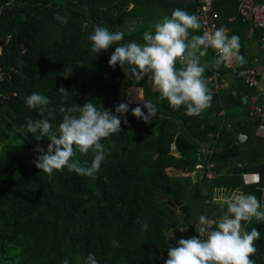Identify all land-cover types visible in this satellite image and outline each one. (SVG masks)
<instances>
[{"label": "trees", "instance_id": "16d2710c", "mask_svg": "<svg viewBox=\"0 0 264 264\" xmlns=\"http://www.w3.org/2000/svg\"><path fill=\"white\" fill-rule=\"evenodd\" d=\"M147 9L141 0H0V264H87L89 253L98 264H164L179 232L184 239L196 236L200 215L210 220L223 215L226 207L211 203L215 197L254 194L264 207V137L247 148L234 142L239 126L254 130L260 121L251 114L254 123L238 112L223 117L214 111L224 103L209 80L215 67L207 62L204 75L217 105L189 116L184 106L173 109L161 99L150 75L136 81L119 65L110 67L116 45L98 54L91 51L87 37L96 26L123 32L121 43L142 44ZM56 14L67 23L58 22ZM235 18L250 23L236 14V0ZM207 54L215 60L211 49ZM217 70L221 84L222 73L229 70L224 64ZM61 86L69 91L66 100ZM130 87L140 88L143 102L156 105L149 123L132 115L131 109L143 102L129 101V95L140 99L139 93H129ZM33 92L48 97L54 109L90 100L116 114V105H129L121 116L122 131L101 141L106 155L94 177L67 168L47 175L36 167L40 153L35 149H46L49 140L36 141L27 133V119L41 118L38 109L25 103ZM62 115L57 111L50 121L53 129ZM230 121L237 128H227ZM92 158L91 151H77L72 159L89 166ZM209 164L214 165L211 180L204 174ZM198 165L203 169L197 171ZM192 172L196 182L189 177ZM137 220L146 221L148 229L142 230ZM242 223L246 231H260L251 259L264 264V221ZM169 232L172 243L167 242ZM114 240L119 247L112 246Z\"/></svg>", "mask_w": 264, "mask_h": 264}, {"label": "clouds", "instance_id": "9594fccd", "mask_svg": "<svg viewBox=\"0 0 264 264\" xmlns=\"http://www.w3.org/2000/svg\"><path fill=\"white\" fill-rule=\"evenodd\" d=\"M55 19L67 23V18L59 14ZM149 27L150 30L143 33L142 44L121 43L123 32H110L103 26H96L87 39L94 54L116 45L108 65L113 68L119 65L126 69L129 79L136 81L150 75L161 99H166L173 109L184 106L186 115L199 116L211 106L212 94L204 75L209 65L201 64V58L207 55L209 48L217 53L212 67L219 68L232 61L240 65L246 63L240 54L237 35L229 36L224 27L213 32L205 31L203 35H192L189 30L201 28L199 18L180 8ZM58 91L65 100L68 98L69 91L65 87L61 86ZM25 103L30 109H38L41 117L27 119V133H31L36 141L49 140L46 149L39 146L35 149L40 153L36 167L47 175L67 168L77 175L94 177L106 155L101 141L122 131L121 116L129 110L127 103H120L114 114L107 108H98L90 100L69 107L61 103L58 109H54L49 107L48 97L35 92L26 96ZM57 111L63 114L62 121L53 129L50 121L55 119ZM131 112L134 117L149 123L155 117L157 107L151 101H144L142 107H134ZM123 123L127 124V120ZM77 151L81 155L93 153L89 166H82L72 159ZM211 203L221 209L226 207L223 215L218 220L200 215L198 235L180 238L175 246L168 245L164 264H255L251 256L257 252L255 241L260 238V231L255 227L246 231L242 222L264 221V207L260 201L254 194L234 192L215 197ZM137 223L141 224L142 230L149 227L146 221L137 220ZM111 243L113 247H119L118 241ZM87 264H98L94 253H89Z\"/></svg>", "mask_w": 264, "mask_h": 264}, {"label": "crops", "instance_id": "0c3cea01", "mask_svg": "<svg viewBox=\"0 0 264 264\" xmlns=\"http://www.w3.org/2000/svg\"><path fill=\"white\" fill-rule=\"evenodd\" d=\"M148 9L147 13L149 17L144 25V32L150 30V25H153L164 16H170L174 9L180 8L185 10L189 14L196 15L199 5V0H141ZM131 4H129V8ZM216 13L218 16L217 27H224L228 30V35H237L240 38V54L244 56L246 63L243 65L232 61L236 68L239 70L254 68L261 82L264 84V39L263 35L256 31V28L249 22H240L235 18V0H216ZM143 13V11H142ZM143 16H139V18ZM129 24L128 26H130ZM192 35H199V30H189ZM201 61L209 63L212 66L213 60L207 54L201 58ZM223 65V64H222ZM224 78L222 79L223 86L219 87V99H223L224 103L218 107L216 102L211 101V105H217L214 111L218 110V115L225 117L226 115L234 114L236 112L242 114V119L245 122L254 123L250 116L251 106L256 101L255 91L248 89L239 84L233 74L224 70ZM138 90L140 92V99L130 101L132 103L141 104L143 102V94L140 88L130 87L129 93ZM240 100L243 107L240 106L237 101ZM259 104V100H257ZM260 124L253 130V127L247 124L239 126V130L235 132L234 139L237 145H244L245 148L253 145L256 142V138L264 137V113L258 117ZM256 119V120H257ZM240 121V120H239ZM230 130L237 128V124L234 121H230ZM252 141V142H251ZM251 144V145H250ZM209 144L202 146L204 152L208 149ZM251 179L254 175H249Z\"/></svg>", "mask_w": 264, "mask_h": 264}, {"label": "built area", "instance_id": "2783aa9c", "mask_svg": "<svg viewBox=\"0 0 264 264\" xmlns=\"http://www.w3.org/2000/svg\"><path fill=\"white\" fill-rule=\"evenodd\" d=\"M215 0H199L198 10L196 16L199 18L201 28L199 29L200 34L203 35L205 31L213 32L217 27L218 16L215 10ZM236 14L241 18V20L248 19L250 23L255 28H258L262 32L264 39V2L256 3L254 0H236ZM214 52L215 57L217 53L214 49L209 48ZM225 69L232 71L236 78H238L245 86L253 89L256 95V101L251 106V115L253 118H258L264 113V84L261 82L258 77V73L254 68L242 69L239 70L236 68L233 62L223 63ZM220 73L217 68H215L214 74L211 81V85L215 89L223 86V83L220 84ZM261 99L262 103L258 104L257 100ZM214 168L213 164L206 166L207 171H205V178L211 180L214 178L212 169ZM197 171L202 170V166L198 165L196 167ZM189 177L192 178L194 182L197 181L196 173L192 172L189 174Z\"/></svg>", "mask_w": 264, "mask_h": 264}, {"label": "rangeland", "instance_id": "374dc122", "mask_svg": "<svg viewBox=\"0 0 264 264\" xmlns=\"http://www.w3.org/2000/svg\"><path fill=\"white\" fill-rule=\"evenodd\" d=\"M132 91H133V90L131 89L130 92H132ZM137 91H138V90H135V92H133L134 95H137V93L140 94V92H139V91L137 92ZM128 99H129L130 101H132L133 97H131V95H129ZM133 100L135 101L136 98H134ZM202 193H203V194H206V193H207V189L203 187V188H202ZM170 234H171V232L167 233V242H168V243H172V241H173V239H174V238H173V237H174V234H172V236L168 237ZM178 236H179V238H181L182 234L179 232Z\"/></svg>", "mask_w": 264, "mask_h": 264}]
</instances>
